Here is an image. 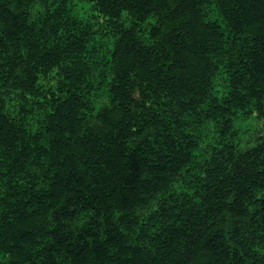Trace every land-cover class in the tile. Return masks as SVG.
Here are the masks:
<instances>
[{"label":"trees","instance_id":"trees-1","mask_svg":"<svg viewBox=\"0 0 264 264\" xmlns=\"http://www.w3.org/2000/svg\"><path fill=\"white\" fill-rule=\"evenodd\" d=\"M0 264H264V0H0Z\"/></svg>","mask_w":264,"mask_h":264}]
</instances>
